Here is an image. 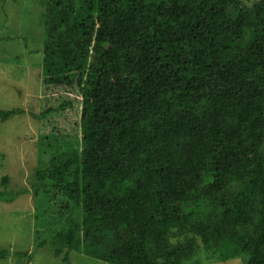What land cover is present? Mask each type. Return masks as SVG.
<instances>
[{
  "label": "trees",
  "instance_id": "trees-1",
  "mask_svg": "<svg viewBox=\"0 0 264 264\" xmlns=\"http://www.w3.org/2000/svg\"><path fill=\"white\" fill-rule=\"evenodd\" d=\"M42 2L43 89L68 96L33 114L34 245L66 264L71 250L111 264H201L199 250L264 264V0ZM75 103L72 134L53 121L43 136L46 117Z\"/></svg>",
  "mask_w": 264,
  "mask_h": 264
},
{
  "label": "rangeland",
  "instance_id": "rangeland-1",
  "mask_svg": "<svg viewBox=\"0 0 264 264\" xmlns=\"http://www.w3.org/2000/svg\"><path fill=\"white\" fill-rule=\"evenodd\" d=\"M43 0H0V108H23L24 113L7 120L0 119V190L12 194L23 192L13 201L0 200V248L10 255L0 264H66L63 256L53 254L49 246L34 245L35 206L33 198L34 171L41 160L43 110L57 107L68 96L62 89H43L44 8ZM251 5L258 0H239ZM52 92L53 95H50ZM74 98L73 94H70ZM78 105L65 112H53L45 121L48 133L54 122L68 134L80 119ZM54 121V122H53ZM71 125V126H70ZM9 181L3 185L2 178ZM30 189V192L24 190ZM15 252H29L20 256ZM201 264H245L247 254L225 261H210L204 252L197 255ZM202 257V259H201ZM72 264H111L71 250Z\"/></svg>",
  "mask_w": 264,
  "mask_h": 264
}]
</instances>
